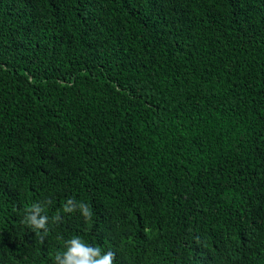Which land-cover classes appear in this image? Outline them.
Instances as JSON below:
<instances>
[{"label": "trees", "instance_id": "1", "mask_svg": "<svg viewBox=\"0 0 264 264\" xmlns=\"http://www.w3.org/2000/svg\"><path fill=\"white\" fill-rule=\"evenodd\" d=\"M73 236L115 264H264V0H0V264Z\"/></svg>", "mask_w": 264, "mask_h": 264}, {"label": "clouds", "instance_id": "2", "mask_svg": "<svg viewBox=\"0 0 264 264\" xmlns=\"http://www.w3.org/2000/svg\"><path fill=\"white\" fill-rule=\"evenodd\" d=\"M51 201L45 198L42 201L32 203L25 209L22 223L35 232L43 243L50 231V222L60 223L62 217L60 211L54 216L48 215ZM79 212L86 220L91 219L92 211L88 204L69 198L62 206V212L72 214ZM54 264H115V253L111 250L104 251L100 246L92 245L79 236H73L65 241L64 250L57 252Z\"/></svg>", "mask_w": 264, "mask_h": 264}]
</instances>
